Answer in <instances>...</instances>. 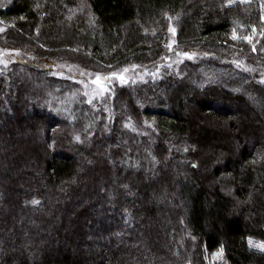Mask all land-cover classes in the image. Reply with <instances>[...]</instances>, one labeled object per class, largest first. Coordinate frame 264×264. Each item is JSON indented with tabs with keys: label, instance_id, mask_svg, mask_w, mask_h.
Wrapping results in <instances>:
<instances>
[{
	"label": "trees",
	"instance_id": "1",
	"mask_svg": "<svg viewBox=\"0 0 264 264\" xmlns=\"http://www.w3.org/2000/svg\"><path fill=\"white\" fill-rule=\"evenodd\" d=\"M0 43V264H264V0H0Z\"/></svg>",
	"mask_w": 264,
	"mask_h": 264
},
{
	"label": "rangeland",
	"instance_id": "2",
	"mask_svg": "<svg viewBox=\"0 0 264 264\" xmlns=\"http://www.w3.org/2000/svg\"><path fill=\"white\" fill-rule=\"evenodd\" d=\"M2 47V44L0 43V70H2L4 67L6 68L7 65L12 62V61H22L25 60L24 54L18 50H11V49H4ZM169 47V46H168ZM60 49V50H59ZM66 49V48H52V49H47L45 53L47 52V60H49L47 63H42L40 67L45 68L49 71L52 72H62L64 73L65 76L72 77L76 80L81 81L86 89L87 95H90V98H102L105 97L108 99L110 97V92L112 90L113 86H119L125 84L128 80H131L135 77H140L144 75L145 73H148L150 70H155L156 67H152L149 69H143L140 67H135V66H119L118 64L116 65H105V66H98L94 64L95 66H90L89 63H86L78 53L73 51V54L68 55L64 52H61V50ZM25 52H28V50L23 49ZM182 57L180 54L176 56V58ZM90 67V68H87ZM59 74V73H58ZM116 74V75H113ZM121 76H123V81L121 80ZM26 78L29 83L32 85H36L34 83V80L29 78L26 75ZM99 79L100 83L97 84L95 81ZM24 81V80H23ZM8 89H6L7 91ZM12 89H10V93ZM5 91V90H4ZM1 93V92H0ZM108 94V95H106ZM9 94H7L6 98L8 97ZM136 102V101H135ZM123 108V106H122ZM64 116V115H63ZM65 118V117H64ZM66 119V118H65ZM68 120V119H67ZM8 119H6L3 116H0V122L7 123ZM41 134V132H40ZM16 140L19 141L21 146L23 145V141L25 139H30L26 134H15ZM26 144V143H25ZM28 143L27 145H29ZM30 147V146H28ZM18 149V147H17ZM4 151V149H3ZM71 153V151H69ZM4 153V152H3ZM1 154V152H0ZM73 155V153H72ZM78 159L76 158V162ZM83 162H78V167L82 166ZM84 164L87 165V168L89 167L90 170L95 169V165L92 164V162L87 161ZM80 174L84 172L83 169L78 170ZM77 176V181H79V175ZM19 188L22 189V186L19 185ZM100 189L101 186L99 187ZM92 192V191H91ZM54 201V200H53ZM52 201V202H53ZM6 211V210H5ZM5 213H8L6 211ZM115 233H110V237L114 238ZM105 238V237H104ZM264 242H258V241H253L250 244L252 254L257 257L259 260H264V247H260L258 245L262 244ZM20 249V248H18ZM212 262L217 260V256L214 255L211 257Z\"/></svg>",
	"mask_w": 264,
	"mask_h": 264
},
{
	"label": "snow or ice",
	"instance_id": "3",
	"mask_svg": "<svg viewBox=\"0 0 264 264\" xmlns=\"http://www.w3.org/2000/svg\"><path fill=\"white\" fill-rule=\"evenodd\" d=\"M173 31H174V30H173ZM233 35H234V38H236V37H235V33H234ZM183 55H184L185 57H188V56H190V55H192V54H190V53H188V52H184ZM113 75H116V74H113ZM120 78H121V80L123 81V79H124L123 76H121ZM95 83L99 84V83H100V80L97 79V80L95 81ZM249 242H250V243L252 242V241H251V238H250ZM258 246H260V247H264V243H262V244H260V245H258Z\"/></svg>",
	"mask_w": 264,
	"mask_h": 264
}]
</instances>
